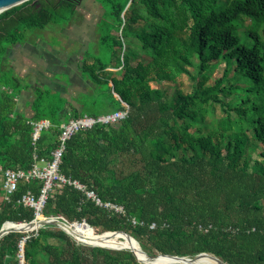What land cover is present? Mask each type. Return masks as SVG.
Listing matches in <instances>:
<instances>
[{"label":"trees","instance_id":"1","mask_svg":"<svg viewBox=\"0 0 264 264\" xmlns=\"http://www.w3.org/2000/svg\"><path fill=\"white\" fill-rule=\"evenodd\" d=\"M96 1L100 48L112 62L82 60L88 92H70L64 73L55 75L64 78L58 87L32 86L8 59L30 33L68 27L78 1L28 0L0 14V229L34 220L21 198L42 188L25 177L5 200L3 171L44 164L62 124L125 103L126 119L67 140L60 164L63 175L124 213L63 185L52 189L43 215L86 222L97 235L126 232L150 255L208 253L226 264H264V0ZM184 75L190 91L177 84ZM29 90L27 115L19 99ZM42 119L52 126L34 142L30 121ZM28 235L25 264H144L131 249L84 244L53 225L1 237L0 264H20Z\"/></svg>","mask_w":264,"mask_h":264},{"label":"rangeland","instance_id":"2","mask_svg":"<svg viewBox=\"0 0 264 264\" xmlns=\"http://www.w3.org/2000/svg\"><path fill=\"white\" fill-rule=\"evenodd\" d=\"M102 14L103 9L96 0H83L79 4L76 17L68 27L59 28L51 25L47 29L30 33V42H27L26 48L31 52L27 53L26 58L20 60L14 58L9 65L32 86L39 83L58 87L59 83L64 82V78L58 80L55 75L68 73L70 92H88L90 84L82 78L79 69L82 60L86 57L89 59L100 57L104 62H112L110 50L101 49L99 44L97 24ZM223 67L224 65L220 66L213 75L220 76ZM177 84L185 91H190L192 87V82L185 75ZM167 85L153 84L154 87Z\"/></svg>","mask_w":264,"mask_h":264},{"label":"built area","instance_id":"3","mask_svg":"<svg viewBox=\"0 0 264 264\" xmlns=\"http://www.w3.org/2000/svg\"><path fill=\"white\" fill-rule=\"evenodd\" d=\"M124 109L101 115L97 118L85 115L78 119H72L68 123L62 124V133L60 135V143L51 153L52 159L46 161L42 166L35 165L29 171H24L20 169H6L3 171L1 176L2 187L4 190V198L5 200H10V196L18 189V185L20 180L25 177H31L33 179H38L42 182V188L39 195L34 194L33 192H28L21 198V202L25 206H29L35 211V220L44 219L46 216L43 215V208L45 207L46 201L52 189L57 186L69 185L74 188L86 193V195L91 198L96 204L103 206L109 210H113L116 213H124V209L122 206L115 205L112 203H103L101 199L97 196V194L88 189V187L82 184L78 180L71 179L63 175L60 172V164L62 162V156L66 149V142L69 140L75 133L80 130L91 129L96 123H102L105 125L115 124L124 120L128 117L129 114V106L123 103ZM30 124L34 126L33 133V141L36 142L41 133L44 130L49 129L52 126V123L47 119L42 120H31ZM35 158L37 156L35 155ZM49 218H59L65 220L63 217H49ZM136 221L134 220V223ZM16 224H22L16 223ZM29 236H26L22 242L20 243V252L19 258L20 262L24 258L23 246L26 239Z\"/></svg>","mask_w":264,"mask_h":264},{"label":"water","instance_id":"4","mask_svg":"<svg viewBox=\"0 0 264 264\" xmlns=\"http://www.w3.org/2000/svg\"><path fill=\"white\" fill-rule=\"evenodd\" d=\"M26 1H28V0H0V14L2 12L6 11V10H8L14 6H17L19 4H22ZM115 95L119 98L118 94H115ZM84 223H86V222H84ZM10 224H12L14 226L13 227L7 226ZM73 224L68 223L66 220H62L59 218H49V217H45L44 219H39V220L34 219L30 222H22V224H16L15 222L7 221L4 223V225L0 229V238L3 237L4 235L10 233V232H22L23 233V232H25V230H24L25 226H27L29 228L32 227V228H34L33 230L37 231L41 227L53 225V226L60 227L65 232H67L68 234L73 236L77 241L84 243V244H88V245H92V246L107 247L110 249H126V248L131 249L134 252V254L137 256L139 261L144 263V264H189L190 262L191 263L196 262L202 256H208L209 258L215 260L216 264H226L221 259H219L218 257L211 255V254H208V253H202L195 258L172 256V255H162V254L150 255L142 249L139 242L133 236H131L130 234H127L126 232L115 231V232L102 233V235L123 233L124 235L128 236L130 239H134L139 244L140 251L144 255V257H143L140 254H138L133 248H131L129 246H106V245L94 243L91 241H86L84 239L76 238L75 237L76 234L73 233V229L71 226ZM86 224L90 226V224H88V223H86ZM23 251H24V246H23ZM160 257H167V258H170L171 260L170 261H158V259ZM20 264H25L24 258H23V260H21Z\"/></svg>","mask_w":264,"mask_h":264},{"label":"bare ground","instance_id":"5","mask_svg":"<svg viewBox=\"0 0 264 264\" xmlns=\"http://www.w3.org/2000/svg\"><path fill=\"white\" fill-rule=\"evenodd\" d=\"M9 227H13L14 225H7ZM72 226L73 233L76 234V238L84 239L86 241H91L94 243L106 245V246H129L133 248L138 254L144 257V255L140 251L139 244L134 240L130 239L128 236L123 233L120 234H104L97 235L94 234V230L92 227L87 225L86 223H75ZM34 228L32 227H24L25 232L32 231ZM170 258L160 257L158 261H170ZM189 264H216V261L209 258L208 256H202L196 262Z\"/></svg>","mask_w":264,"mask_h":264},{"label":"crops","instance_id":"6","mask_svg":"<svg viewBox=\"0 0 264 264\" xmlns=\"http://www.w3.org/2000/svg\"><path fill=\"white\" fill-rule=\"evenodd\" d=\"M28 42H30V38H29ZM26 44L27 43H25L23 45H17V46L10 49L9 55H8L9 64H10V61H12L14 58L20 60V58H26V56H28L27 53L31 52V50H28L29 48L28 49L26 48L27 47ZM25 50H26V52L24 53ZM64 74H68V73H64ZM22 78H25V77H22ZM32 97H33V95H31V93H29V91H26V92H23L22 97L19 99L20 109L25 111L27 115L32 114L31 113V107L28 106V101H30L32 99Z\"/></svg>","mask_w":264,"mask_h":264},{"label":"flooded vegetation","instance_id":"7","mask_svg":"<svg viewBox=\"0 0 264 264\" xmlns=\"http://www.w3.org/2000/svg\"><path fill=\"white\" fill-rule=\"evenodd\" d=\"M76 1H78L79 3H81L83 0H76Z\"/></svg>","mask_w":264,"mask_h":264}]
</instances>
